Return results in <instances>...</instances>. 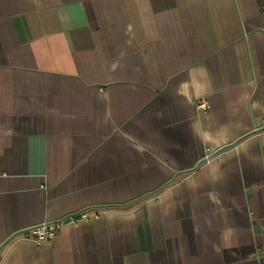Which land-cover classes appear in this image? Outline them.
<instances>
[{
    "label": "crops",
    "instance_id": "obj_1",
    "mask_svg": "<svg viewBox=\"0 0 264 264\" xmlns=\"http://www.w3.org/2000/svg\"><path fill=\"white\" fill-rule=\"evenodd\" d=\"M0 264H264V0H0Z\"/></svg>",
    "mask_w": 264,
    "mask_h": 264
},
{
    "label": "built area",
    "instance_id": "obj_2",
    "mask_svg": "<svg viewBox=\"0 0 264 264\" xmlns=\"http://www.w3.org/2000/svg\"><path fill=\"white\" fill-rule=\"evenodd\" d=\"M199 107L207 110L208 104L204 100H201ZM99 214L97 212L82 210L55 222H44L37 226L27 228L22 233L25 237L30 238L35 244L39 245L45 241L58 238L65 226H77L81 221H89L92 218H97Z\"/></svg>",
    "mask_w": 264,
    "mask_h": 264
}]
</instances>
